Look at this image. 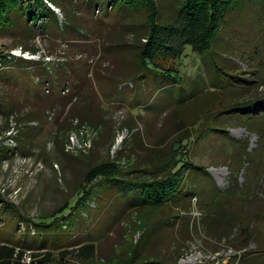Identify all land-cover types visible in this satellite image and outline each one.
Here are the masks:
<instances>
[{
    "label": "rangeland",
    "instance_id": "374dc122",
    "mask_svg": "<svg viewBox=\"0 0 264 264\" xmlns=\"http://www.w3.org/2000/svg\"><path fill=\"white\" fill-rule=\"evenodd\" d=\"M82 1L42 2L56 14L46 26L38 13L28 20L27 9L25 22H16L14 11L15 23L0 34L6 60L0 59V244L8 233L21 244L20 264H127L132 255L169 264H263L264 117L228 109L248 101L264 110V5L230 14L221 31L215 65L231 78L219 75L212 84L203 62L186 50L180 60H160L180 72L181 80L169 84L134 75L146 14L87 10L91 0ZM156 1L158 21H171V1ZM206 126L223 133L197 138ZM224 136L247 146L245 158L234 157L239 146L230 147ZM181 140L177 153L184 155L177 157L197 165L196 181L208 185L204 168L220 191H231L235 181L242 189L224 204L226 221H216L215 229L205 226V195L191 199L189 211L137 210L123 203L131 204L134 193L105 186L67 217L90 168L113 162L123 179L149 182ZM251 166L260 168L254 174ZM65 203L64 215H51ZM74 240L92 244V255L68 245Z\"/></svg>",
    "mask_w": 264,
    "mask_h": 264
},
{
    "label": "trees",
    "instance_id": "16d2710c",
    "mask_svg": "<svg viewBox=\"0 0 264 264\" xmlns=\"http://www.w3.org/2000/svg\"><path fill=\"white\" fill-rule=\"evenodd\" d=\"M19 1L27 3L26 7H19ZM44 1L45 0H0V34L7 27L15 23L13 19V13L15 12L17 13V19L15 21L17 22L18 20H21L22 23L25 22L23 19V9H27L32 13L31 16H28V20H33L38 13L40 20L44 19L45 21L43 23L44 26H46L50 21L54 22L55 20L53 18L55 10L53 8L51 10L50 6H55L54 4H56L60 7L62 2H59V0H50V3L48 0H46L47 2H45V4H48L49 2L50 6L48 5L44 7L42 4ZM104 1H106V5L104 4ZM170 1L174 7L175 13L171 21L165 23L158 21L159 6L156 0H91L89 7L87 4H85L84 0L82 3H80V5H87L85 6L87 10H89L92 6H94L96 9H99L101 6H105L106 10L107 8H110L108 10L125 9L131 14H139L141 16L145 14L147 15L145 18L146 29L144 31V35L141 37V39L145 41L143 44H141L137 53L138 67L134 73V75H138L137 77L142 78H138L139 80L137 81H142L147 74L153 75L155 77H161L164 82L169 84L180 81L181 77L179 70L164 69L160 66L159 62L161 59H163V56H170L180 60L184 56L185 51L188 50L191 53L196 54L200 61L203 62L204 68L211 76V83L217 84L219 82L217 78L219 75H222L223 69H218V67L215 65V59L218 56L216 53V47L217 42L221 37V31L225 27L229 15L234 12H239L247 5H264V0ZM32 4L35 5V8H33L34 5ZM73 37L71 42L75 40ZM2 57L3 55L0 52L1 60ZM8 59H10V57ZM3 62H6L5 58L3 59ZM227 70L228 69L224 67V75L222 76H228L231 78L232 75H229ZM130 87L132 88V85H130ZM237 106H239V111L237 113H233L234 115L242 116L244 114H259L260 117H264V110L258 109L259 103L256 104V102L250 103L245 101L240 104H232V106H229L228 110H236ZM246 120L248 119H245V121ZM211 131L212 136H215L214 138H217V134H214L213 132H220L221 134L223 133L221 128L206 126L200 129L197 138L200 137L203 139L205 136L211 135ZM224 138L227 139L226 142H228L230 147L235 148L239 146L238 150L233 152L234 157L241 155L242 158H245L246 154L249 153L247 146H241V141H234L227 136H224ZM183 140H181L180 143L178 142L176 145H174V153L172 155L174 158L172 161L157 165L161 167L155 169V174H152L155 177L149 182H130L123 179L125 174L118 171V169L115 167L116 164L113 162H103L90 168L82 178L81 186L76 191V199L73 203V206L69 207L70 213L67 215V217L75 214L80 206L84 205L83 202L85 200L87 201L92 197H96L97 195L95 191L97 190V187L105 186L116 190L118 188H122L123 190H127L126 193H134V196L136 197L134 201L131 202V204H126L125 202L123 203L127 207L137 208V210L149 205H164L176 209H181V207L187 208L186 210L189 211L191 209V199H194L195 197L198 198L199 196L201 198V195H205L203 199L206 198L208 200L204 204V208L207 210L205 217L208 218L207 222H205V226L207 230L215 229V227L219 225L216 223V221H226L224 220L226 218L223 210L224 204L231 198L235 197L236 194L239 197V192H241L242 189L237 188V183L235 181L232 183L231 191H220L204 168L202 169L206 178L208 179V185H203L199 182V180L196 181L194 177H197V165L192 164L189 161V158L181 162L177 157V151L184 147ZM185 140H187V138ZM180 146L181 148L179 149ZM184 152L185 154L187 153L186 151ZM181 155H184V153L178 154V156ZM162 166H165V168L162 169ZM248 167L249 166H241L240 170L244 168L248 169ZM251 167V172L253 173L260 168L257 166ZM189 177L191 181H195L192 182L193 188L197 182L200 183L201 188L199 193L193 192V188L189 186L190 184L187 180ZM139 194L140 196L138 197ZM66 208L67 207L65 203L51 215L54 216L58 212L64 215V210ZM82 209H84V207H82ZM214 215L218 216L215 221H213L212 218L209 219V217ZM175 217L177 216H174L173 218ZM18 218L23 221V217L21 215H18ZM64 219L65 218L62 217V220L60 221H64ZM151 231H153V228ZM8 234L5 236V238H2L4 240L2 243L5 244H0V264H20L19 259L21 258L25 249L18 242L10 240L8 238ZM83 238L87 239L85 236H83ZM83 238L79 237L78 239ZM77 241L79 240H74L68 245H76ZM54 243L55 242H53V244ZM77 246L79 254H85L86 256L92 255V244H84L82 242L80 244L78 243ZM65 253L67 252H64V254ZM135 257V255H132V258L127 262V264H169L161 259H146L137 261Z\"/></svg>",
    "mask_w": 264,
    "mask_h": 264
}]
</instances>
